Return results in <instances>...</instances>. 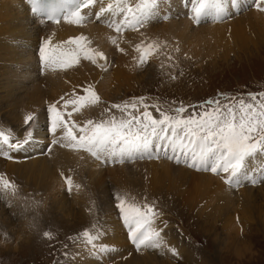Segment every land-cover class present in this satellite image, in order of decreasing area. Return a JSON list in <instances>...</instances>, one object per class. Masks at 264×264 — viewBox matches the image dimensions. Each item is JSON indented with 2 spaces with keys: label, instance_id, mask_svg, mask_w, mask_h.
I'll list each match as a JSON object with an SVG mask.
<instances>
[{
  "label": "bare ground",
  "instance_id": "1",
  "mask_svg": "<svg viewBox=\"0 0 264 264\" xmlns=\"http://www.w3.org/2000/svg\"><path fill=\"white\" fill-rule=\"evenodd\" d=\"M252 1L241 0L238 11L229 9L233 13L232 19L234 20L222 22L226 30L223 36V32H220L222 26L219 24H204L206 21L215 20L212 16L204 17L199 27L194 24L192 19L186 18V11L191 15V5H189L188 9H185L181 5L180 0H172L170 4V15L172 18L163 23L155 20L146 24L150 29L147 34H143L141 31L145 26L140 28L138 32L126 30L122 34H117L106 24H102L99 21H93L84 26L69 24L64 19L56 24L44 23L42 18H37L32 13V5L29 0H0V121L5 122V126L0 124V133H4L10 138H21L23 135H27L25 132L28 126L26 120L28 116H33L34 122L31 123L30 130L34 136L39 137V146L29 149L31 153L29 161H25L22 158L21 163L19 162L20 160L14 162L13 159L7 162L5 161L6 159L2 158L3 155H0V177L15 185L14 189L5 190L2 183H0V208L2 209L0 210V223L5 226L7 233L11 234L15 231V221H17L21 227L24 226V229L29 231V234L33 233V239L37 240L41 238L39 235L41 227L44 226L43 221L46 218L53 221L54 225L62 223L65 219L67 223L71 224V226H66L69 228V234L77 232L83 234V242L77 252H75L81 253L83 257L80 264L92 263L88 259L93 256L92 245L88 243L84 235L85 232L97 238L93 240V243L100 247L101 245L106 247L107 250L105 251H108V255L113 256V259L109 260L112 264H143L146 261L152 263L157 260L156 256L162 250L170 252V254L175 250L179 251V246L170 235L171 230L166 231L169 236L161 239L163 231H161L160 224H157L158 218L156 216L152 227L160 231V246L149 248V251L146 250V247L141 246L138 251L140 255L133 256L128 252L132 256L128 257L126 243L130 238L127 226L124 225L120 213L118 212V215L115 214L114 208L107 207L105 204L101 206L104 200L108 201V197H110L118 205L119 201L115 199L118 196L124 201L126 207L135 206L145 210L144 205L153 207L156 204L146 199L143 192L149 196L161 195L175 201V198L178 197L169 196L171 194L170 189L175 184H184L185 181L194 184L199 196L201 195L203 198L210 197V194L206 193V188L210 184H215L218 187L211 189V196L219 197L221 204L230 203L231 193L237 191L232 189L235 186H229L225 183V187L219 178L207 175L208 172L206 171H204L206 173H198L199 171L193 173L168 161L157 162L156 159H141L139 157L133 163H110L114 167L108 164L102 166L98 161L92 159L93 157L89 153L73 151L61 147L59 144L53 145L51 153L48 155H40V151L51 142V137L48 136L50 122L48 108L52 104H56L58 109L65 112V120L69 119L67 113H72L71 121L79 125L85 119L99 121L101 116L103 119L118 115H121L120 118L123 117V113L118 112L117 109H111L110 106L116 103H124L130 93L127 91L131 89L127 86L122 87L118 82L123 74L133 75L137 83L138 73L136 70L142 69L143 66L138 63L140 53L135 50V47L142 42L147 44L155 41L159 44V49L154 50L150 55L151 57H157L158 53L159 55L163 53L162 49L166 50L164 54L172 57L174 55L172 49L178 50L180 55H186L189 53V49L186 50L187 47L183 45H189V43L191 45V42H197V44L200 43L202 45L205 38H209V41L214 43V45L215 42H220L223 38L232 35H239L240 38L246 39L245 31L253 27L261 31L262 39L259 42L264 43V11L260 10V13L246 12L243 15L234 13L240 12V10L241 12L245 11ZM109 2L111 0H104V5L106 6ZM261 3L262 7L260 9H264V2ZM99 7L98 3L93 11H98ZM85 11L87 10L85 9ZM116 19L119 20V17ZM81 35L87 37L84 44L87 49L92 50L93 54L95 52H104L108 57L110 66L107 71L84 59H81L78 65L72 67V69L76 68L75 70L70 72L69 69L68 74L67 70H64L59 65H47L42 68L38 49L44 39H51V49L59 52L68 47H75L74 45H66L63 42ZM112 37L118 38L119 47L124 49L123 52H116V50L111 48ZM201 51H203V48ZM123 53H129V56ZM122 54L130 57V60L127 61L128 59L125 60V58L117 56ZM200 54L199 50H193L189 55L191 57L195 55L194 57L197 58ZM245 54L247 56L252 53L246 51ZM99 63L104 64L103 61H99ZM39 72H42V74ZM100 73H103V77L107 81L104 82L101 89H98L94 83H96L95 80L99 79L98 74ZM140 77H138V81H141ZM88 86H91L100 96L101 102L104 104L108 103V106L101 104L97 105V107L85 106L76 111L74 106L69 104L67 108H64L65 101L84 95L83 89ZM47 88H49L51 95L47 94L48 92L46 93ZM61 97L64 99L61 100ZM115 100L116 103L113 102ZM105 109H110V111H105ZM61 135L62 132L58 130L56 133L57 138ZM0 147L5 151L7 150V146L3 145L2 137H0ZM29 151L27 153L18 152L19 156L16 157L20 158V155L26 156ZM156 151L162 152L158 148ZM262 164H264V157L249 162V171L252 173L251 178L255 179L256 182L257 179H261ZM19 166H22L21 169ZM105 167H108V170ZM130 169H134L136 172H131ZM67 179L72 181L71 196L62 188L67 184ZM107 179L113 181L112 187L114 188L112 191L114 193L105 190V180ZM240 186H244L242 187L244 189L241 188L242 190L237 191L238 197L250 200L249 203H252L251 200L255 197L253 193L255 188L249 185L248 180L242 181ZM112 187L110 186V188ZM259 189L261 190L262 188L259 186ZM261 192L264 195V188ZM240 193H242L241 195L245 193V195L241 196ZM96 195L97 199L95 198ZM263 195L262 197L264 198ZM49 196L50 198H48ZM179 198L182 199L183 203L190 204L189 195ZM10 208L12 210L10 214L16 219L7 216L9 212L5 213V210L8 209L6 211H9ZM40 215H43V221H41ZM245 217L247 218V216ZM160 222L162 223L161 220ZM10 227L12 228L10 229ZM32 227H35L36 230L34 231ZM16 228L18 230V227ZM4 234L7 235L6 233ZM25 243L27 245L30 244L29 242ZM8 247L6 246V248ZM10 249L5 250L7 252ZM22 250L21 248L19 249L20 252ZM183 256L185 255L180 253L174 258L179 259ZM104 259H106L104 261L105 264H108V259ZM92 264H98V262L96 261Z\"/></svg>",
  "mask_w": 264,
  "mask_h": 264
},
{
  "label": "snow or ice",
  "instance_id": "2",
  "mask_svg": "<svg viewBox=\"0 0 264 264\" xmlns=\"http://www.w3.org/2000/svg\"><path fill=\"white\" fill-rule=\"evenodd\" d=\"M261 2L264 0H254L256 7L264 11L259 8ZM29 3L32 5L33 13L45 15L48 21L59 23L61 15L67 23L78 26L99 21L117 34H122L126 30L138 32L152 21L165 22L172 18L170 15L172 0H111L106 6L104 0H63L62 7L47 12L41 6V0H29ZM98 3L100 7L94 12L93 9ZM180 3L185 9L191 5V15L186 11L185 17L192 19L196 26H200L206 16H212L218 22L232 18L233 13L229 9L238 11L241 0H180ZM86 40L87 37L83 35L70 38L63 43L75 47L56 52L50 47L51 39H44L38 49L42 68L47 65H59L67 70L84 59L107 71L110 66L108 57L104 52L93 54L92 50L86 48L84 44ZM111 44L118 51H124L119 47L117 37L111 38ZM158 49L159 44L155 41L136 45L135 50L140 53L139 65L145 66L153 51ZM99 61L105 63L100 64ZM83 91L84 95L65 101L64 108L72 104L74 110L79 111L81 107L95 106L101 102L100 96L91 86L84 88ZM63 99L61 97V100ZM250 101L245 102L241 99L235 104L221 105L220 99L208 100L199 106L200 111L193 109L187 117L182 115L187 111V107L183 105L174 110L175 116L157 107L156 111L160 116L157 119L148 111L150 106L144 104V98H140L138 102L133 100L131 103L112 104L111 109H117L124 114L119 119L115 116L99 121L87 119L82 126L71 121L70 112L67 113L69 119L65 120V112L58 109L56 104H52L48 108L50 113L48 136L51 137V142L41 149L40 155L50 154L52 146L59 144L73 151L89 153L104 166L108 163L133 162L145 155L149 159H159V151L154 152L155 145L162 150L165 157L177 165L185 164L193 169L210 171L216 175L227 174L225 183L229 186L239 187L245 180L255 184L256 180L251 178L252 173L249 171V162L264 157V98L257 100L256 96L250 94ZM138 103L143 106V112H140ZM133 111L139 114L135 115ZM32 122L34 117L28 116L26 120L28 126L25 129L27 135L21 138L13 139L0 133L3 145L7 146V151L0 147V155L13 158L10 155L13 152L27 153L30 148L39 146V137L34 136L30 130ZM58 130L62 132L59 138L56 136ZM260 176L264 182V164L261 165ZM66 182L67 190L71 193L72 181L67 179ZM0 183L5 190L15 188V185L2 177ZM115 199L119 201L118 211L124 225L127 226L130 242L136 249L139 250L141 246L159 247L160 231L152 227L157 215L154 208L150 205H144L145 210L135 206L129 208L120 197L117 196ZM44 235L49 234L46 232ZM84 235L92 249H96L93 240L97 238L88 235L87 232ZM100 250L107 249L101 245Z\"/></svg>",
  "mask_w": 264,
  "mask_h": 264
},
{
  "label": "rangeland",
  "instance_id": "3",
  "mask_svg": "<svg viewBox=\"0 0 264 264\" xmlns=\"http://www.w3.org/2000/svg\"><path fill=\"white\" fill-rule=\"evenodd\" d=\"M261 7L262 3L259 4V8ZM246 12L260 13V10L256 7L254 0L249 3L245 11L241 12L240 10V12L234 13L243 15V13ZM228 20L231 21L234 19L229 18L225 22H228ZM214 24L222 26V30H220V32H223L224 36L226 33L225 25L222 22H215ZM207 25H213V23H207ZM251 28L252 29L245 31L246 39L240 38L239 35H232L223 38L220 42H215V45L209 41V38H205L202 45L200 43L197 44V42H191L192 46L190 43L189 45L185 44L183 46L187 47L186 50L189 49V53L186 55H180L178 50L172 49L174 55H172L171 59H169L171 55L164 54L166 50L162 49L161 51L163 53H160V55L158 53L157 57L150 56L148 63L143 66L142 69L136 70L138 77L141 76V81H138L137 77L136 83L134 76L131 74H123L118 80L122 87L127 86L131 89L127 91L130 93L124 102L131 103L133 100L138 102L140 98H144V104L150 106L148 111L152 113L154 118L159 119V113L156 111L157 107L161 111L175 116L176 113L174 110L183 105L187 107V111H185L182 115L187 117L190 113H192L193 109L200 111L201 109L199 106L204 105L205 101L208 100L220 99L221 105H224L229 103L235 104L241 99L245 102H251L250 94L256 96L257 100L264 98V43L259 42V40L262 39V34H260L261 31H258L253 27ZM141 31L143 34H147V32L150 31L149 26L145 25V28ZM111 48L116 50V52L118 51L113 45H111ZM202 48L203 51H201ZM193 50H199L201 52L199 57L196 58L194 57L195 55H192V58L191 55H189L193 52ZM246 51L251 52L252 54L246 56ZM123 54L129 56V53ZM123 54L121 56H117L119 58H125V60L128 59L127 61H129L130 57L123 56ZM108 61L110 62L109 59ZM69 69L71 72L76 68L72 69L71 67ZM69 69H67V74L69 73ZM98 75L99 79L95 80L96 83H94V85L98 87V89H101V86L103 87L104 82H106L107 79L103 77V73ZM46 93L51 95L49 88H47ZM98 93L101 94L100 92ZM225 97L228 99H224ZM113 102L116 103V100ZM99 104L108 106V103L104 104L103 102H100ZM97 105L94 107H97ZM138 107L140 108V112L144 111L143 106L139 103ZM213 107L215 106L213 105ZM117 111L120 112L119 110ZM133 114L138 115L139 113L133 111ZM120 116L118 115L116 118H120ZM102 119L103 118L101 116V120ZM84 121H86V119ZM0 124L5 126V122L0 121ZM156 150L157 148L154 146V151ZM13 154L14 153L10 154L13 158H7L5 155H3L2 158L6 159L5 161L7 162L12 161L10 159H13L14 162H18V160H20V163L22 158L25 159V161H29L31 158L30 151L26 156L20 155V158H17L16 161L14 159L16 156H13ZM160 156L165 158L162 152H160ZM144 157L141 159H149L147 155ZM159 160L167 161L168 159L165 158L164 160L160 158ZM169 160L168 162H171L176 166L186 168L190 172L194 173L199 171L191 167L189 168V166L185 164L177 165L173 160ZM108 165L114 167V165H111L110 163H108ZM21 167L22 166H19L20 169ZM105 169L108 170V167H105ZM130 170L131 172H136L134 169ZM206 172H208L207 175H210L213 178H219L221 183L226 187L225 180L228 178L227 174L216 175L209 171ZM206 172L199 171L198 173ZM105 183V190L107 192L111 191L114 193L112 191L114 188L112 187L113 181L107 179L105 180ZM248 183L251 187L255 188L253 191L255 195L253 200H255V198L256 200H251L252 203H249L250 200L238 197L237 191L244 186L233 187L232 189H236L237 191L231 193V202L223 204L220 203L219 197L211 196V189L218 187L215 184H210V186L206 188V193L208 195L210 194L209 198H203L201 195L200 197L197 188H194V184L190 182L187 183L185 181L184 184H175L170 189L171 194L169 196L178 197L175 198V201L174 199L170 200L169 198L162 197L161 195L155 197L149 196L143 192L146 199L156 204L153 208L157 213V224H160L159 226L162 229L161 231H163L161 239L169 236V234H166V231L170 229V235L179 246V251L175 250L172 254H170V252H164V250L158 252L156 256L158 261L156 260V263H152L264 264V198L262 197L263 194L261 192L264 188V182H262L259 178L253 185H251L252 183L249 180ZM110 186L112 188H110ZM259 186L262 188L261 190L259 189ZM62 188L64 191L69 193L67 190V184ZM241 194L242 193H240V195ZM69 195H72V191ZM188 195L190 201L189 205L183 203L182 199L179 198L187 197ZM244 195L245 193L241 196ZM96 197L97 195L95 198ZM48 198H50V196ZM109 199L110 197H108V201L104 200L101 206L105 204L107 207L110 206L111 208H114L115 214L118 215L119 211H117L118 208L116 201ZM2 204L4 203L2 202ZM246 204L249 205L247 206ZM0 210L2 209L0 208ZM6 210L5 213L9 212V215L7 216H11V218L16 219L10 214V212H12L11 208L9 211ZM246 213L248 214L246 215ZM245 216H247V218ZM40 217L42 218L43 215H40ZM41 221H43V218ZM15 224V231L11 234L9 233V235L7 233V229L4 228L5 226L0 223V264H72L73 262L75 264H80V261L83 259L81 253H75L83 242V234L78 232L75 234H69V228L66 226H71V224L67 223L65 219L62 223L54 225L53 221L46 218L43 221L44 226L41 227L39 235L41 238L37 240H34L33 233L29 234V231L24 229V226L21 227L20 223L15 221ZM16 227H18V230ZM11 228L12 227H10V229ZM32 229L34 231L36 230L35 227H32ZM46 232L49 234L48 236L44 235ZM3 239H5V243ZM25 242H29L30 244L27 245ZM126 244L127 253L129 252L130 255L133 256L140 255L138 252L139 250H137L131 242H127ZM6 246H9V249L11 248L10 250H7V252L5 250L8 249ZM99 247L100 246L96 245V249H92L93 256L88 259L92 263L97 261L98 264H105L104 261L106 259L104 258H107V262L109 264V262H111L109 260H112L113 256H109L108 251H100L101 247ZM18 248L23 249L22 252H20ZM162 248L165 249L164 247ZM146 250L149 251V248L146 247ZM129 253L128 257H132ZM180 253L185 256L175 259L174 257H177ZM152 263L146 261L143 264Z\"/></svg>",
  "mask_w": 264,
  "mask_h": 264
}]
</instances>
